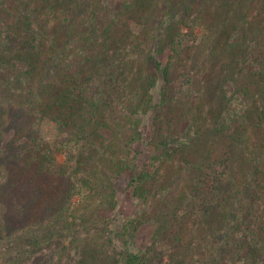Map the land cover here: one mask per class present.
<instances>
[{"label": "trees", "instance_id": "16d2710c", "mask_svg": "<svg viewBox=\"0 0 264 264\" xmlns=\"http://www.w3.org/2000/svg\"><path fill=\"white\" fill-rule=\"evenodd\" d=\"M0 22L24 197L0 264H264V0H0Z\"/></svg>", "mask_w": 264, "mask_h": 264}, {"label": "rangeland", "instance_id": "374dc122", "mask_svg": "<svg viewBox=\"0 0 264 264\" xmlns=\"http://www.w3.org/2000/svg\"><path fill=\"white\" fill-rule=\"evenodd\" d=\"M0 23H3V22H0ZM3 44H4V40L0 36L1 52H3V49H4L2 47ZM10 73L11 72H9L8 67H6L0 72V149L4 151L3 152L4 154L0 156V165H2L1 162L5 161V159H10L12 156V155H8L9 148L7 147L6 144L11 138L15 136V132L13 133V130H10L9 128L13 126L11 119L13 115L17 114L16 107H17V104H20L19 96L17 93V88L14 89L15 85H12L16 79L14 80V78H9ZM8 80H11L12 83H8ZM13 106H15V108ZM146 119L150 125L152 121V114L147 115ZM21 142H24V139L23 140L19 139L15 143L16 146H18L17 148H14L16 152H20L25 147V145L23 146V148L20 146ZM60 159L64 160L65 156L61 154ZM4 163H7V162L5 161ZM8 166H12V164ZM10 168H12V170L16 169L14 167H10ZM18 172H20L19 167H18ZM4 174H6L5 168L4 167L2 168L0 166V182H4L3 181ZM128 184H129V180L126 176H122L120 179L117 180L118 195L120 193V197H121V206L119 207L121 216L130 214L136 210L134 199H132L130 196L127 195L128 194L127 193ZM14 188L15 186L12 184H7L5 182L0 184V210L4 208H8L9 209L8 216L10 214L13 215L14 208L16 212V210L18 209V205H20L22 200L24 199L22 195L19 196V194L14 192ZM14 194H17V195H14ZM13 197L18 199V202L16 204H14ZM153 229L154 228L152 224L146 225L142 228V231L140 232V243L141 244L147 243L150 235L152 234Z\"/></svg>", "mask_w": 264, "mask_h": 264}]
</instances>
